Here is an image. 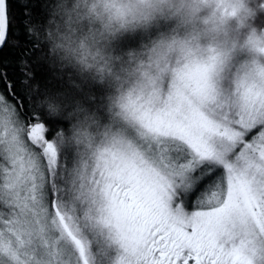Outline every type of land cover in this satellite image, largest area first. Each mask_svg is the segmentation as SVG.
<instances>
[{
  "label": "snow or ice",
  "instance_id": "obj_1",
  "mask_svg": "<svg viewBox=\"0 0 264 264\" xmlns=\"http://www.w3.org/2000/svg\"><path fill=\"white\" fill-rule=\"evenodd\" d=\"M48 13L0 0V264H89L86 232L118 247L114 264H264V72L186 64L147 102L103 71L50 67ZM244 15L241 42L264 0Z\"/></svg>",
  "mask_w": 264,
  "mask_h": 264
},
{
  "label": "clouds",
  "instance_id": "obj_2",
  "mask_svg": "<svg viewBox=\"0 0 264 264\" xmlns=\"http://www.w3.org/2000/svg\"><path fill=\"white\" fill-rule=\"evenodd\" d=\"M249 0H49L41 35L50 67L103 71L112 86H135L147 102L159 103L158 78L186 64L231 62L236 79L264 72V28L248 26ZM139 37L134 47L119 43Z\"/></svg>",
  "mask_w": 264,
  "mask_h": 264
},
{
  "label": "rangeland",
  "instance_id": "obj_3",
  "mask_svg": "<svg viewBox=\"0 0 264 264\" xmlns=\"http://www.w3.org/2000/svg\"><path fill=\"white\" fill-rule=\"evenodd\" d=\"M248 54L245 51H238L234 60L242 62L246 60ZM263 59V58H262ZM89 240V264H114L119 255L116 245H110L107 238L102 234L85 233ZM74 259L78 262V257L74 254Z\"/></svg>",
  "mask_w": 264,
  "mask_h": 264
},
{
  "label": "trees",
  "instance_id": "obj_4",
  "mask_svg": "<svg viewBox=\"0 0 264 264\" xmlns=\"http://www.w3.org/2000/svg\"><path fill=\"white\" fill-rule=\"evenodd\" d=\"M264 59V58H263Z\"/></svg>",
  "mask_w": 264,
  "mask_h": 264
}]
</instances>
